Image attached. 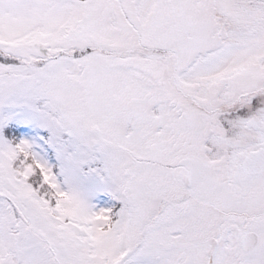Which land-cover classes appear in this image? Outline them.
Returning <instances> with one entry per match:
<instances>
[{
	"label": "snow or ice",
	"instance_id": "1",
	"mask_svg": "<svg viewBox=\"0 0 264 264\" xmlns=\"http://www.w3.org/2000/svg\"><path fill=\"white\" fill-rule=\"evenodd\" d=\"M0 264H264V0H0Z\"/></svg>",
	"mask_w": 264,
	"mask_h": 264
}]
</instances>
